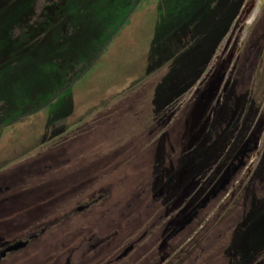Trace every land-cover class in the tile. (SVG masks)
Masks as SVG:
<instances>
[{"label": "rangeland", "instance_id": "374dc122", "mask_svg": "<svg viewBox=\"0 0 264 264\" xmlns=\"http://www.w3.org/2000/svg\"><path fill=\"white\" fill-rule=\"evenodd\" d=\"M33 1H16L17 5L0 10V68L8 69L0 71V186L10 184L13 203L24 202V240L45 228L24 248V264H53L52 257L59 259L58 264L66 258L68 264H86L84 244L75 253L69 250L94 232L92 242L122 235L123 241L116 246L121 251L162 212V220L136 243L125 264H231L251 253L248 264H264V0H236L237 5L232 0H203L204 16L212 8L227 18L232 14L226 12L228 5V11L235 7L237 11L224 36L214 38L202 51L194 50L195 42L183 47L186 41L179 33L186 26L183 17L173 24L165 20L171 7L178 8L177 0L140 2L128 23L125 15L137 0H76L88 4V10L67 6L72 17L66 0L62 9L60 0H45L46 7L36 9L42 11L36 13L39 19L30 25ZM25 14L28 19L24 20ZM42 18L52 25L45 32L35 23ZM158 19L165 20L160 32L152 25ZM49 31L54 34L49 36ZM19 61L24 65L17 71ZM208 88L217 93L204 107L207 116L202 121L203 117H197L199 99ZM224 88L228 97L232 90L239 97L234 101L241 111L239 116L236 112L240 130L252 113L246 131L238 132L230 115L224 116L227 105L219 106L224 98L218 93ZM250 133L247 169L244 166L221 194L199 209L175 239L168 240V233L160 235L168 218L179 214L182 201L192 203L188 214L198 209L211 192L205 185L210 168L231 167L228 163ZM108 151H119L117 156L129 160L134 157L132 165L112 174L100 172L99 179L97 173L91 189H75L72 180L76 181L78 165ZM152 151L155 158L148 163ZM170 156L173 174L163 173L159 179V168ZM61 159L67 164L56 166ZM183 165L188 173L177 174ZM201 172L206 174L194 180ZM189 181L194 184L183 193ZM55 182H66L72 204L68 215L64 211L63 221L47 210L32 211L55 201L45 197L49 189L57 193ZM199 186H206L205 191ZM159 192L165 201L152 210L136 205L137 200L158 204ZM123 195L128 203H123L124 216L118 218L122 205L117 201ZM97 197L93 211H75L82 201ZM63 204L57 200L56 210ZM0 209V220L5 222L9 216ZM111 220L120 223L111 227ZM134 220L140 223L135 225ZM250 220L253 230L247 232ZM237 231L246 237L243 245L235 239ZM66 233L69 238L64 237Z\"/></svg>", "mask_w": 264, "mask_h": 264}, {"label": "flooded vegetation", "instance_id": "af4514ba", "mask_svg": "<svg viewBox=\"0 0 264 264\" xmlns=\"http://www.w3.org/2000/svg\"><path fill=\"white\" fill-rule=\"evenodd\" d=\"M215 93H217V91H215L214 88H208L201 93V98L199 99V103L201 102V105H200L201 109L199 110V108H198V111H200V113L197 114V117L198 118H200V116L203 117L202 121L207 116V114L205 112L206 109H204V107L205 108L209 107V103L211 102V100H214L213 95ZM218 93H221L220 96L224 98V100L219 102V106L227 105L226 108L224 109V113H223L224 116L228 117L230 115L231 120L235 122V129H237L238 132L244 131V130L246 131L248 129L247 127H249V119L251 120L252 113H251V115L249 114L245 118L244 127L242 130H240V127H241L240 123L242 124V122H240V118H238V116H239L241 111L239 112V106H238L237 102L234 101V100H238L239 97L236 96L235 93H233V90H232V92L229 93V97H228L226 94V88L222 89L221 91H218ZM227 99H229V101H228L229 103H225ZM246 104L247 103H245L243 105L244 110L246 109V106H247ZM236 112L238 113V116H237ZM236 117H237V119H236ZM200 126H202V125H200ZM152 128H155V127H152ZM200 130H202V127H200V129L198 131V133H201V135H202V132ZM150 132H151V130H150ZM168 133L171 134L170 131ZM241 133H244V132H241ZM168 138H169V136H168ZM251 139H252V135L250 133L248 135V137L244 139L241 146L239 145L237 147V151L235 152V154L233 156V159H235V161L233 162L232 161L233 159H232L228 163V165L233 164L231 167L227 166V167L221 169L219 166L216 165V166H213L212 168H210L212 170V172L210 174H208L210 177L205 179V182H206L205 185L210 188L211 192L209 193V195H207L204 202L198 206V209H195L190 214H188L189 205H191L192 203H189L188 201H182L183 206H182L181 210L179 211V214L177 216H173V217L168 216L169 217L168 222L164 226L163 231L160 232V235L164 236V234L168 233L169 234L168 240H172L173 237L175 239L182 231H184V229L187 227V225H189L192 222L194 217L197 216L199 209L205 208L212 199H215L219 194H221V191L225 190L226 186L229 185L232 182V180H235L236 175H238L239 171L242 168H244V166L247 169V165H245V164L247 162L248 153L252 150V147L250 145ZM235 145L236 144H234V147L236 148ZM161 148H162V146H161ZM119 153H120L119 151H113V152L108 151V152L100 154V156H97L98 154L94 155L96 159L88 160V158H86L82 164L78 165L80 170H78V173L75 176L76 181L72 180V182H75L74 188L75 189L76 188H82L83 189V188L87 187V188L91 189L90 186H93V184L95 183L94 178L96 177V175L94 176V174L98 173V179H99L100 172H103L105 170L112 171V169L114 170V168H116V169H119L121 167L124 168L123 162L125 161V159H124L125 157L122 158V157L117 156ZM202 153L204 154L203 150H202ZM155 155L157 156L156 153H155ZM114 157H116V160H117L116 163L117 164L114 162V159H113ZM154 158L155 157H153V159ZM201 158L204 159V155H202ZM166 159H168V161H166L163 164L164 167L162 166V168H159L160 172L162 174L164 173V174H168V175L171 174L172 175L173 174L172 158L170 156ZM110 163H113V164H110ZM66 164L67 163L65 162V160L61 159V160H58L56 166L60 167V166L66 165ZM224 164H226V162H224ZM84 167H88L87 170H89V174H88L87 170L84 169ZM177 169H179L177 171V174L184 173V172L188 173V171H187L188 167L187 166L184 167V165H183L182 168H177ZM199 172H200V170H199ZM80 174H81V176H80ZM101 174H103V173H101ZM205 174H206L205 172L199 173V176H196V179L194 178V180L197 181L198 179H200L202 177L200 175L204 176ZM89 175H90V178H88ZM82 177H83V179H82ZM172 180H173V178L170 179V185H169L170 192L172 191ZM60 181H63V179H61ZM236 182H238V180H236ZM22 183H24V182H22ZM62 183H60V185ZM193 184H194L193 182L189 181L187 186L183 188V193H184V190L187 191L189 188H191ZM69 185H71V184H69ZM206 186H199V188H200V190L205 191ZM102 187H105V185ZM0 192H3V193H0V207H2L3 212L4 211L7 212L8 216H9L8 220L5 222L0 220V229H2V231H0V242L5 241L4 244H0V264H6V263L7 264H24V248H26L32 240L37 239L40 235H42L45 232V228H41L37 233L28 234L26 239L24 240V202L17 204L14 201L15 203H13L12 198H11L13 189L11 188L10 184L5 185L3 187L0 186ZM158 196H159V198H156L157 199L156 202L158 201L157 202L158 204H152L150 201L145 202V203H140V201L137 200L136 205L141 206L143 208V210H146V211H148L150 209L152 210V208H155L156 205L159 206L160 203L165 201V200H162L160 198L162 196L160 192H159ZM176 197L179 199L178 196H176ZM89 198H91V196L88 197V199ZM98 200H99V198L97 197L96 199L95 198L90 199L88 202L82 201V203L80 205L76 206L75 211L83 212V214L85 213V211H93L92 207L94 205H97ZM179 201L181 202V200H179ZM117 203L122 205L121 211H119L117 213L118 218H120L121 215L124 216V210L125 209H123L124 208L123 203H128V201H119L118 200ZM182 203H181V205H182ZM18 206L21 208V210L16 211V208ZM45 210H46V208L45 207L43 208V206H41V205L38 206V208L32 209V211H38L40 213H44ZM0 211H1V209H0ZM113 211H115V209ZM74 213L75 212L73 211V214ZM86 213H88V212H86ZM91 213L92 212H89V214H91ZM163 217H164V214L162 212L158 215L157 220L153 221V223L150 224L149 227H147L144 230V232H146L145 237L148 236V234L150 233V229L153 228L157 222H160V220H162ZM18 218L19 219L21 218L22 220L20 221ZM136 220H134L135 225L140 223V220L138 223H136ZM109 222L111 223L110 224L111 227L114 226L115 222L120 223L117 220H115V221L113 220L114 223H112V220ZM94 234H95V232L92 233L90 236H88L85 242L80 243V245L78 247L71 248V250H69V253H75L76 250H80V248H82V246L84 244L86 248H85V250H82V253L84 254L83 257L86 259V264H125L124 260L133 252V249L125 257H123L119 260H116V256L122 251V250L120 251L118 248H116L117 244L121 243L123 241L122 235L120 236V238L112 237L108 241L103 240V238H99L98 241L92 242L91 240H93V237L95 236ZM64 237L69 238V233H66ZM117 237H119V236H117ZM24 241H27V244L25 247L23 245V246L15 248V249L6 250L8 247L14 245L15 243L24 242ZM137 244L135 243L134 247ZM68 245H69V243H68ZM87 251H89V252L87 253ZM50 259H51V262L54 261L53 264L59 263V259L56 260L53 257ZM68 260H69V258H66L65 261L63 262V264H68Z\"/></svg>", "mask_w": 264, "mask_h": 264}, {"label": "trees", "instance_id": "16d2710c", "mask_svg": "<svg viewBox=\"0 0 264 264\" xmlns=\"http://www.w3.org/2000/svg\"><path fill=\"white\" fill-rule=\"evenodd\" d=\"M16 1L18 2V1H22V0H0V10H2L4 7H8V5L11 4V3H12V6H13V4ZM64 1L65 0H63V2ZM177 1L179 3L177 5L178 8L171 7V11L169 13L170 15L165 20H167V21H169L170 23L173 24V22H176V20H178L179 17L180 18L183 17V19H184L183 21L186 23V26H184V30H180L179 31V33L182 34L183 38H185V41H186L185 44H183V47L184 48H189L188 45H190L191 43L195 42L198 45L195 47L194 50H197V51L198 50L202 51L201 48L203 46H205V45H207L206 48H208V46L210 45V43L213 41L214 38L215 39H219V38L221 39L224 36V34L226 33V30H227V28L229 27V25L231 23L230 17L233 15V13H235V11H237L236 7L235 8H231V10L228 11V8H227L229 6L228 5V6H226V12L227 13H232V14H228L227 18H222L224 14L220 15V17H219V15H216L215 14V10L212 11V8H210V13L211 14L207 15L206 14V11H205L204 12L205 16H204L203 15V12H201L203 10V8L205 9V6L204 5H201L203 3V0H177ZM17 2L14 5H17ZM140 2L141 3H144L145 0H137V1H135V3L133 4L132 8L130 9V11L125 15V20L122 19V20H124V22L126 21L125 23H128L129 19L134 14V8H136L137 4L140 3ZM232 2L235 3V5H237L236 4V0L235 1L232 0ZM32 3H34V4H31L29 7H33L34 6L33 9H32V12H31L34 15L31 17V20H30V22L28 24H30L31 21H34L35 19H39L38 18V15L36 13L37 12H42V11H39V10L36 11V9L38 7H40V6L46 7L44 4H48L45 0H44V3L42 1L43 4H41L40 2H37V0L36 1H33ZM52 4H54V2H52ZM61 4H62V0H60L59 3H58V8H59V6L61 7L59 9H62ZM77 4L78 3H77L76 0H66V2L64 4L66 6L65 8H67L68 11H69L68 12V15H70L71 17H72L73 14H72L71 10L67 6H70L71 8H74L75 10H83V12L86 11V10H88V9H86L88 7V4H81V3H79L78 5ZM162 5H164V4H162ZM196 5H198V7ZM75 6L77 8H75ZM28 8L26 9V12H27ZM84 9H86V10H84ZM196 13H197V15H195ZM27 14H30V13H27ZM51 14L47 13L46 15H49L51 17ZM42 16H44V14ZM27 17H28V15L25 14L24 15V20L25 19H28ZM18 18H19V16H18ZM42 19L43 20H40L38 22L35 21V23H36L37 29L39 31L45 32V31L49 30V28L52 25H50L49 19H44V18H42ZM165 20L161 23L159 21V19H158V21L156 22V24L153 21L152 22V25L154 26L155 30H157V31L160 32L159 26L163 25L164 22H165ZM59 25L62 26L61 23H59ZM168 25H171V24L168 23ZM165 26L166 25H164L162 28H164ZM1 31H2V29H0V33H1ZM51 33L54 34V31L47 32V34L49 36L52 35ZM41 37H44V34H42L41 36L39 35L37 37L38 39H36V40H39V38H41ZM0 38H1V36H0ZM197 40H200V43L197 42ZM46 42L47 41H45L44 43H46ZM41 44H43V43H41ZM182 53H183V51L181 52V55H182ZM24 55L27 56V54H25V53H24ZM23 62L24 61H22V62L19 61L18 62V64L16 65L17 71H20L21 70V66L24 65ZM7 70L8 69H1L0 68V71H2V72H7ZM84 72H86V70ZM69 85H71V84H69ZM64 87L66 88V86H64ZM53 98H52V100H53ZM48 104H49V102H47L45 104L46 107H47ZM37 110H39V109H36V110H33V111L30 110L29 112H26L25 115H24V117H26L27 115L28 116L31 115L32 113H34ZM13 120H15V119H13ZM141 145L142 144H140V146ZM93 148H94V146H93ZM91 151L93 152V150H91ZM153 155H154V153L152 151V154L150 155V157H148L149 158L148 163H150L153 160V157H152ZM133 160H134V157H132L131 160H129V158H126L125 159V164L123 166L124 169L127 166L132 165L131 163L133 162ZM148 163L146 165H148ZM119 169H115L114 171H111L110 174L118 171ZM95 175H97V174H94V176ZM148 175L149 174H146V177H148ZM80 176H81V174H80ZM101 176H102V174H101ZM162 176H163V174H159L158 175V178L161 179ZM55 183L58 186V190L56 189L57 190V193L56 194H53V191L54 190L53 189H49L48 191H46V194H45V197H48V199H50V200L53 199L55 201L53 203L46 204V207L45 208H46V210L48 212L55 214L56 217L61 218V220L63 221L65 219L64 216H63L64 215V211H67L66 212V215H68L70 213V210H71L69 208V204H71V202H69L70 200L67 199L68 196L66 194V192H67L66 190H67L68 186L65 184L66 182H63L61 185L58 182H55ZM154 186H155V180L152 182L151 189H153ZM80 190L81 189H79L78 192H80ZM56 195H58L59 198H57ZM119 199H121V201H125L127 198H126V195H123ZM57 200L58 201H62L64 204L61 205V206H59V209L56 210V208H55V202ZM66 203H67V205H66ZM70 206L72 208V204ZM258 213H260V210H259ZM245 221L247 222V220H245ZM253 224H254V222H252L250 220L249 225L247 227H245L246 230H247V232H250L251 230H253L252 229V225ZM242 234H243V232H242ZM242 234L238 232V234L235 236V239L238 240V241H241V244L243 245L244 242L246 241V237H244V235L242 236ZM244 238H245V241H244ZM247 255H251V257H252L253 253L246 254L244 257H242L241 259H239V261H237L235 263H231V264H248L251 258L249 259V257H247Z\"/></svg>", "mask_w": 264, "mask_h": 264}, {"label": "water", "instance_id": "95a60500", "mask_svg": "<svg viewBox=\"0 0 264 264\" xmlns=\"http://www.w3.org/2000/svg\"><path fill=\"white\" fill-rule=\"evenodd\" d=\"M145 234H146V232H144L140 238H137V239L134 240L132 243H129L127 246H125V247L122 249V251L116 256V260H119V259L125 257V256H126V255H127L132 249H133L135 243L139 242V240H140L142 237H144ZM26 244H27V241H24V242H17V243H15L14 245L8 247L6 250L15 249V248L20 247V246H23V245H24V247H25Z\"/></svg>", "mask_w": 264, "mask_h": 264}]
</instances>
